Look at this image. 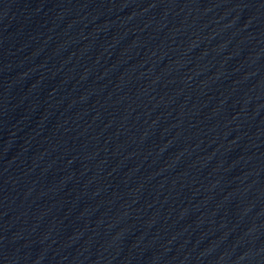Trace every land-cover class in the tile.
<instances>
[{"label":"water","instance_id":"water-1","mask_svg":"<svg viewBox=\"0 0 264 264\" xmlns=\"http://www.w3.org/2000/svg\"><path fill=\"white\" fill-rule=\"evenodd\" d=\"M0 264H264V0H0Z\"/></svg>","mask_w":264,"mask_h":264}]
</instances>
